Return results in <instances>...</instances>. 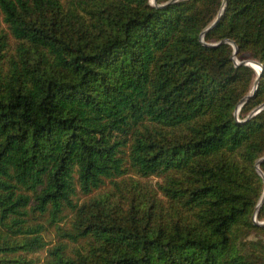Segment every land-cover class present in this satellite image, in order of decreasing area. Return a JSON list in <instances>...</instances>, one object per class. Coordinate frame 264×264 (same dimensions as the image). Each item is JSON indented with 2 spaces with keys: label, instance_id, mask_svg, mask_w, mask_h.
I'll list each match as a JSON object with an SVG mask.
<instances>
[{
  "label": "trees",
  "instance_id": "trees-1",
  "mask_svg": "<svg viewBox=\"0 0 264 264\" xmlns=\"http://www.w3.org/2000/svg\"><path fill=\"white\" fill-rule=\"evenodd\" d=\"M151 2L0 0V264H264V0Z\"/></svg>",
  "mask_w": 264,
  "mask_h": 264
},
{
  "label": "water",
  "instance_id": "water-1",
  "mask_svg": "<svg viewBox=\"0 0 264 264\" xmlns=\"http://www.w3.org/2000/svg\"><path fill=\"white\" fill-rule=\"evenodd\" d=\"M153 4H157V0H151ZM175 1V0H173ZM226 3H227V0H224V4H223V7L222 9L220 10L217 18L215 19V21L210 25V27L208 29H206L205 31L202 32L201 34V37H202V41H204V35L205 33L210 29L212 28L213 26H215L219 20L221 19L223 13H224V10H225V6H226ZM221 42H230L233 46H234V56L233 58L235 59V62L237 65H240V64H244V65H248V66H251L252 68H254L258 74L255 82H254V85H253V88L251 90V92L246 95L245 97H243L239 103H238V106H237V109H236V115L238 116L239 114V111L241 109V107L245 104V102H247L248 99H250L257 91V88L259 86V83H260V77H261V74H262V71H263V64H261L260 62H258L257 60L255 59H245L243 61H239L237 58H236V53L238 51V47L236 45V43L234 41H231V40H222ZM210 45H216V44H210ZM255 65H259L260 66V70H257L256 67L254 66ZM264 108V104H261L259 105L258 107H256L253 111H251V113L249 114L248 118L256 115L257 113H259L262 109ZM264 162V157H262L261 159H259L257 162H256V169L257 171L261 174V176L264 178V172L263 170L261 169L260 165L261 163ZM264 202V193H263V196H262V199L260 200L258 206H257V209H256V212H255V216H254V220L256 223L258 224H261V225H264V222H261L257 219V214L259 212V209L261 207V205L263 204Z\"/></svg>",
  "mask_w": 264,
  "mask_h": 264
},
{
  "label": "rangeland",
  "instance_id": "rangeland-1",
  "mask_svg": "<svg viewBox=\"0 0 264 264\" xmlns=\"http://www.w3.org/2000/svg\"><path fill=\"white\" fill-rule=\"evenodd\" d=\"M151 180H152V181H155L156 179L151 178ZM261 222H264V221H261ZM48 238H52V239H54V233L51 232V233L49 234V237H48ZM263 238H264V236H263Z\"/></svg>",
  "mask_w": 264,
  "mask_h": 264
},
{
  "label": "bare ground",
  "instance_id": "bare-ground-1",
  "mask_svg": "<svg viewBox=\"0 0 264 264\" xmlns=\"http://www.w3.org/2000/svg\"><path fill=\"white\" fill-rule=\"evenodd\" d=\"M254 66L256 67L257 70H260V66L259 65H255Z\"/></svg>",
  "mask_w": 264,
  "mask_h": 264
}]
</instances>
